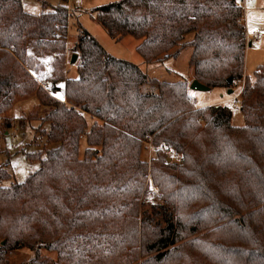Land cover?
<instances>
[{"label":"trees","instance_id":"16d2710c","mask_svg":"<svg viewBox=\"0 0 264 264\" xmlns=\"http://www.w3.org/2000/svg\"><path fill=\"white\" fill-rule=\"evenodd\" d=\"M60 1L35 16L21 0H0V117L35 98L43 110L30 119L46 139L27 155L39 170L0 185V264L21 249L35 253L31 264H264V65L253 79L245 76L242 7L235 0H121L95 10L112 39L140 41L146 64L190 48L194 80L222 89L231 77L245 78L246 125L236 127L230 107L196 108L186 82L150 78L82 28L78 75L69 78L71 14L68 0ZM49 55L56 56L46 78L51 92L39 79ZM62 84L66 103L56 97ZM11 127L8 118L0 122V155ZM149 143L163 204L144 212L140 230ZM8 165L0 180L10 178Z\"/></svg>","mask_w":264,"mask_h":264},{"label":"rangeland","instance_id":"374dc122","mask_svg":"<svg viewBox=\"0 0 264 264\" xmlns=\"http://www.w3.org/2000/svg\"><path fill=\"white\" fill-rule=\"evenodd\" d=\"M117 1L121 0H68L71 17L69 21L65 60L66 68L69 70L67 73L69 78H75L78 75L80 55L74 53V47L78 42L82 28L96 38L109 55L137 65L150 78L167 83L186 82L189 86V94L195 101L196 108L220 105L228 106L233 111L232 124L236 127H244L246 125L245 117L240 110V98L244 88L245 78L242 81L234 82L229 88H213L206 92L191 90L190 86L194 81L195 75L194 70L189 66V59L192 54V49L190 48L181 51L177 58L156 64H146L137 52L140 41L133 37L116 41L107 34L104 27L96 19L97 14L95 10L97 8ZM21 2L25 12L35 16L42 14L44 11H53L54 7L61 3L60 0H21ZM242 12L244 17L241 22L246 29L248 44L246 50L245 76L253 79L258 67L264 65V0H245ZM193 37L194 34H189L186 36V40L190 41ZM74 55L78 56V60L75 64H72L71 61ZM55 58V55H49L41 59V62L46 66V73L43 72L39 79L41 85L47 92L52 91L50 85L47 84L46 78L48 72L53 69L52 62ZM61 86L62 90L56 94V97L66 103L65 85L62 84ZM230 89L234 90L233 94H229ZM42 110L43 108L40 106L38 100L31 98L21 101L6 116L0 117V122H3L7 118L12 121V127L8 130L1 144L2 150L5 152L0 155V168L4 164H9L4 172L10 178L0 180L1 186L9 187L13 183H23L31 174L39 170L40 163L29 160L27 155L38 153L45 147L46 139L43 138L42 133L39 131L40 121L30 119L31 116L38 118ZM43 129L48 130V125L44 126ZM85 149L86 145L83 142L81 145L82 158ZM142 156L148 162L149 170L139 199L137 216L139 229L144 218V212L155 214L153 212V206L163 204L161 189L155 183L151 172V162L155 157V153L150 143L145 145ZM172 158L176 162L179 161V157L176 155H172ZM169 161L172 162V159ZM162 221L163 216H158L156 222ZM41 255L52 259H56L57 257L55 252H49L47 250H42ZM34 258L35 253L29 249L12 251L7 255L9 264H31Z\"/></svg>","mask_w":264,"mask_h":264},{"label":"water","instance_id":"95a60500","mask_svg":"<svg viewBox=\"0 0 264 264\" xmlns=\"http://www.w3.org/2000/svg\"><path fill=\"white\" fill-rule=\"evenodd\" d=\"M78 60V56L77 55H74L73 58H72V61L71 63L72 64H75ZM228 83L230 85H232L234 83V79L231 77L229 80H228ZM191 90H195V91H203V92H206V91H210L211 88L202 84L201 82H199L198 80H194L190 86ZM234 93V90L233 89H230L229 90V94H233Z\"/></svg>","mask_w":264,"mask_h":264},{"label":"built area","instance_id":"2783aa9c","mask_svg":"<svg viewBox=\"0 0 264 264\" xmlns=\"http://www.w3.org/2000/svg\"><path fill=\"white\" fill-rule=\"evenodd\" d=\"M236 3L244 9L245 0H235ZM256 33V32H255ZM1 120V119H0Z\"/></svg>","mask_w":264,"mask_h":264},{"label":"crops","instance_id":"0c3cea01","mask_svg":"<svg viewBox=\"0 0 264 264\" xmlns=\"http://www.w3.org/2000/svg\"><path fill=\"white\" fill-rule=\"evenodd\" d=\"M70 9V8H69ZM139 46V45H138ZM192 55V54H191ZM191 57V56H190ZM169 60H171V59H169ZM190 60V59H189ZM245 61H246V59H245Z\"/></svg>","mask_w":264,"mask_h":264}]
</instances>
